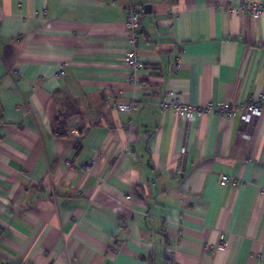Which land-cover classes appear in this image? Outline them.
I'll list each match as a JSON object with an SVG mask.
<instances>
[{
    "label": "crops",
    "instance_id": "1",
    "mask_svg": "<svg viewBox=\"0 0 264 264\" xmlns=\"http://www.w3.org/2000/svg\"><path fill=\"white\" fill-rule=\"evenodd\" d=\"M263 96L264 0H0V264H264Z\"/></svg>",
    "mask_w": 264,
    "mask_h": 264
},
{
    "label": "built area",
    "instance_id": "2",
    "mask_svg": "<svg viewBox=\"0 0 264 264\" xmlns=\"http://www.w3.org/2000/svg\"><path fill=\"white\" fill-rule=\"evenodd\" d=\"M241 9L256 16L261 12V6L256 3L253 4L242 3ZM140 16H141L140 11H138L134 6H129L128 17L124 23L127 31L130 33V43L132 45V48L125 55L124 63L128 67L133 68V70L141 67L137 56V45L139 42L138 29H139ZM263 100H264V96L262 97V101ZM134 107L135 105L133 103H128V102L126 103L120 102L117 104L118 111L123 113L132 112ZM162 108L163 109L174 108L177 111V113L181 115L183 114L186 116H191L195 112L210 111L211 107L209 105H207L204 108L193 107L185 104H180L174 101L172 102L164 101L162 102ZM216 111L223 112V114L226 113L230 117L240 115L241 120L244 121L245 123H249L254 116L260 114L259 106H257L253 102H249L244 106H242L241 108L232 107L230 109L228 108L227 105L218 104ZM228 180H229L228 176L223 175L220 178V184L225 185L228 182Z\"/></svg>",
    "mask_w": 264,
    "mask_h": 264
},
{
    "label": "trees",
    "instance_id": "3",
    "mask_svg": "<svg viewBox=\"0 0 264 264\" xmlns=\"http://www.w3.org/2000/svg\"><path fill=\"white\" fill-rule=\"evenodd\" d=\"M67 117L63 115L62 120L58 123L57 133H59V134H65L66 133L65 128H66Z\"/></svg>",
    "mask_w": 264,
    "mask_h": 264
},
{
    "label": "rangeland",
    "instance_id": "4",
    "mask_svg": "<svg viewBox=\"0 0 264 264\" xmlns=\"http://www.w3.org/2000/svg\"><path fill=\"white\" fill-rule=\"evenodd\" d=\"M138 30H139V29H138ZM130 45H131V43H130ZM131 48H132V45H131ZM127 52H128V51H127ZM127 52H126V53H127ZM125 55H126V54H125ZM125 55H124V58H125ZM124 58H123V61H124ZM63 65H65V64H63ZM63 65H62V66H63ZM60 73H63V71L61 70Z\"/></svg>",
    "mask_w": 264,
    "mask_h": 264
}]
</instances>
